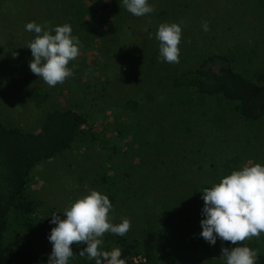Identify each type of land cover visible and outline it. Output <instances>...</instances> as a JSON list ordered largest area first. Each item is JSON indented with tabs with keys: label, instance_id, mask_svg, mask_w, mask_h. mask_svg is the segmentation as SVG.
Listing matches in <instances>:
<instances>
[{
	"label": "rangeland",
	"instance_id": "1",
	"mask_svg": "<svg viewBox=\"0 0 264 264\" xmlns=\"http://www.w3.org/2000/svg\"><path fill=\"white\" fill-rule=\"evenodd\" d=\"M4 2L7 1L0 0V116L7 123L36 129L47 107L70 105L85 111L89 120L84 132L69 149L34 166L30 172L25 193L28 198H33V230H23L12 217L4 234L5 243L10 245L29 242L37 254L34 264H48L52 251L48 236L56 226L50 222L51 215L57 213L63 218L64 209L71 202L93 190L101 193L102 184L98 180V171L106 168L110 173L119 176L123 165L128 162L127 159H134L135 156L129 152L125 154L126 157H120L124 154L121 149H118L116 155L108 157V154H112L108 148L109 144L93 139V132L96 137L103 135L107 139L108 126L115 117L120 119L121 116L122 120H129L130 116L134 117L141 108H152L150 117L155 124L156 117L153 120V114L156 113V108L175 110V117L172 116L174 122L169 119L163 125L169 131L167 140L171 138L175 141L176 136L182 138L183 132L176 130L170 133V128H176L177 120L182 122L180 125L187 126L186 133L190 132L188 138L197 140L193 147L183 143V146H174L173 149L184 157L179 155L183 164L178 162L176 167H183L188 171V188L192 184L195 186L199 178L210 181L208 183L213 186L234 170H240L246 164L259 163L264 158V118L248 125L249 131L240 126V122L233 125L234 121L231 119L226 122H213L212 118H218V114L225 112L228 105L216 98L202 100L191 90H171L166 75L162 74V69L168 63L158 59L159 41L155 36L161 23L181 24L182 38L178 46L180 56L175 67L192 64L202 55L221 53L231 56L237 67L250 76L253 71L264 68V0H148L154 11L142 17L128 12L122 0L110 3L109 0H103L107 5L113 4L115 7L108 13L111 25H108V16L100 9L86 15L91 25L90 30L93 29L96 35L105 32L106 34L96 42L90 40L95 47L83 52V58L77 57L72 61L75 65L70 68L74 75L55 87L48 86L30 70L29 64L33 58L31 50L26 46L35 35L31 36L25 26L21 30V23L17 22L20 16L10 11ZM31 11L33 15L36 14L34 10ZM40 18L42 15L38 12L36 19ZM203 21L208 22L210 30L207 32L202 29ZM38 24L42 25V22L38 21ZM84 63H89L88 72L82 69ZM118 69L120 71L116 73ZM138 116H142V112ZM180 116L182 118H179ZM219 123L221 125H218ZM154 129L152 128L153 133ZM241 130L248 134L244 135ZM152 135L150 134L151 144L157 146L152 149L167 152L168 145ZM198 147L204 152L203 157H197L203 163L202 167L196 162L195 148ZM150 156L155 155L152 153ZM213 159L218 165L206 166L209 161H214ZM108 164L112 166L107 167ZM159 167L155 170L158 175L162 174V166ZM174 170L175 173L179 171ZM139 171L135 169L138 176ZM172 171L173 167L167 172L164 170V177ZM127 180L132 181L140 208L138 205L134 206V210H137L134 214L131 211L126 212V204L120 200L119 205L112 207L109 216L114 224L118 220L119 224L122 219H129L131 227L128 238H131L138 236L141 227L136 218L142 216V209L146 210V206L153 202V196L160 190L154 191L156 187L152 184L145 186L146 179L143 178L140 179L142 183L139 181L142 186L139 190L135 185L138 184V178L133 181L132 177L128 176L122 179L124 186ZM116 184L122 186L120 183ZM186 224L187 227L191 226L188 219ZM246 241L255 242L264 250V233ZM227 245L229 250L236 246L231 243ZM79 246H71L73 255L78 253ZM207 247H210V244H207ZM205 248L206 244L205 247L201 244L202 253L190 252L186 255L183 254V249L180 254H176V258L185 264H215L216 261L218 264H226L223 258L210 257V252H205ZM214 248L216 250V246ZM192 255L198 257L190 262Z\"/></svg>",
	"mask_w": 264,
	"mask_h": 264
},
{
	"label": "trees",
	"instance_id": "2",
	"mask_svg": "<svg viewBox=\"0 0 264 264\" xmlns=\"http://www.w3.org/2000/svg\"><path fill=\"white\" fill-rule=\"evenodd\" d=\"M6 1L4 5L20 16L17 22L21 23L19 25L21 30L27 23L33 21L37 24L38 21H41L43 26L47 22L46 26L51 28L69 24L72 27V35L77 36L80 40L78 58H83V52L95 47L90 40L96 42L103 38V34H106L105 32L101 33L102 35H96L93 29L90 30L91 25L87 21L86 15L100 9L110 19L108 13L115 9L113 4L107 5L102 2L103 0ZM110 1L116 2V0H109V3ZM31 10H34L33 12L36 14L33 15ZM38 12H41L42 15L40 19H36ZM25 13L28 15L26 16ZM108 22V25H111V19ZM30 35L36 34L30 32ZM94 37L96 40H93ZM233 61L231 56L209 53L183 67H181L182 64L179 67H175V63L165 64L162 74L166 75L167 84L173 91L191 90L202 100L216 98L225 102L228 105L225 112L217 113L219 117L212 118L213 122H223V120L226 122L231 119L234 121L233 125L240 122V126H244L248 130V125L264 118V68L255 70L250 76H247ZM74 65L70 61L68 67H74ZM88 67L89 63H84L82 69L88 72ZM76 68L78 67L76 66ZM110 68L112 67L110 66ZM118 71L120 69L116 73ZM152 110V108H141L134 117L130 116L129 120L124 119L125 121L121 116L120 119L115 117L110 125L108 124L107 139L103 135L96 137V133L93 132V139H97L99 143L109 144L108 148L112 154H108V157L116 155L118 149L124 152L120 157H126L125 154L128 152L135 156L132 161H130V157L127 159L128 162L123 165L119 176L110 173L106 168L98 171V180L102 184L101 193L108 196L113 207L119 205L118 201L120 202V200L126 204V212L131 211L134 214V211H137L134 210V206L138 205L139 207L132 181L127 180L125 186L122 182V179L127 176L132 177L133 181L138 178V184L135 185L139 190L142 188L140 186L141 178L146 179L145 186L149 187L152 184L156 187L154 191L160 190L153 196V202L146 206V210L142 209V216L136 218L141 223L138 236L128 238V232L124 236L106 233L103 236L101 250L121 249V258L126 261V264H160V262L185 264L182 260H177L178 255L176 254H180L183 249L185 251L182 252L185 255L190 252L193 254L202 253L203 249H200V245L205 247L206 244L205 252H210V257L220 259L222 248H228L227 244L231 242L223 241L217 237L215 245H211L200 236L202 232L200 221L205 218L202 215L204 207L202 191L212 187L208 183L210 181L206 182L199 178L195 186L192 184L188 188V182H190L188 171L183 167L179 169L176 167L178 162L183 164L181 161L184 157L173 150L174 146L180 147L185 143L184 145L193 147L197 140L192 137L188 138L190 132L186 133L187 126L180 125L182 122L178 120L176 128L174 130L170 128V133L176 130L183 132L182 138L176 136L175 141L171 138L167 140L169 131L163 125L169 119L172 120V116L175 117L176 111H173L172 108H156V113H152L153 120L156 117L154 124L150 117ZM140 112H142V116H138ZM116 116L118 115L116 114ZM172 121L174 122V120ZM87 124H89L87 113L77 106L70 105L47 107L36 129H26L17 123H7L0 116V264H34L37 260V254L29 242L24 241L10 245L5 243L4 234L12 217L23 230H33L32 220L35 212L33 198H28L25 193L30 172L34 166L69 149L77 137L84 132ZM152 128H155V133L152 132ZM241 132L244 131L241 130ZM103 134L105 135V133ZM150 134H153V138L157 137L168 145L167 152L152 149L157 146L154 143L151 144ZM243 134L246 135L248 132L245 131ZM196 151V162L198 166L202 167L203 163L197 157H203L204 152L200 147L195 148ZM152 153L155 156H150ZM179 155L182 157L181 160ZM211 158H213V154H211ZM111 159L110 162L113 163ZM213 160L209 161L206 166L218 165L215 163V159ZM259 164L264 165V158ZM159 165L162 166L160 175L155 172ZM110 166L112 164L107 165V167ZM172 167L173 171L164 177V170L167 172ZM135 169L140 170V176H138V172L135 173ZM174 169L179 171L175 173ZM210 176L213 177V174ZM116 183H120L122 186ZM147 183L149 184L147 185ZM196 212L198 214H195ZM187 219L191 225L189 227L186 224ZM118 222L115 223L118 224ZM184 228H186L185 231ZM34 231L36 232V230ZM207 244H210V247H207ZM235 245L258 250L259 255L255 264H264V250L255 242L245 240ZM86 246V244H80L78 253L69 258V264H95L94 259L79 255ZM214 246H216V250ZM214 252L217 253L214 254ZM196 257L198 256H190V262ZM216 263L218 264L217 261Z\"/></svg>",
	"mask_w": 264,
	"mask_h": 264
},
{
	"label": "clouds",
	"instance_id": "3",
	"mask_svg": "<svg viewBox=\"0 0 264 264\" xmlns=\"http://www.w3.org/2000/svg\"><path fill=\"white\" fill-rule=\"evenodd\" d=\"M122 4L136 17L154 11L148 0H122ZM46 25L41 26L34 21L25 25L26 31L36 34L26 47L31 50L33 58L29 64L30 70L48 86L55 87L74 75L68 64L77 59L80 40L72 35L69 24L54 28ZM202 29L205 32L210 30L207 21L202 22ZM155 36L159 41L158 59L179 63L181 24L161 23ZM202 193V215L205 218L200 221V236L206 242L215 245L219 237L223 241L238 244L264 233V165L246 164L211 188H205ZM112 207L107 195L93 190L71 202L64 209L63 218L53 213L50 222L56 226L48 236L52 244L48 264H69V258L73 256V244H86L79 255L94 259L95 264H126L121 258V249L101 250L105 233L124 236L131 227L127 218L119 224L111 222L109 212ZM258 255V250L236 246L231 250L222 248L220 257L226 260V264H255Z\"/></svg>",
	"mask_w": 264,
	"mask_h": 264
}]
</instances>
